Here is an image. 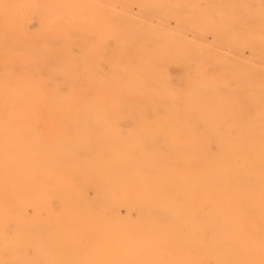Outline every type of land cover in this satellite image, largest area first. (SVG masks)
Masks as SVG:
<instances>
[{
  "label": "bare ground",
  "instance_id": "bare-ground-1",
  "mask_svg": "<svg viewBox=\"0 0 264 264\" xmlns=\"http://www.w3.org/2000/svg\"><path fill=\"white\" fill-rule=\"evenodd\" d=\"M225 45L264 63V0H0V132L38 129L0 135V264H264V81Z\"/></svg>",
  "mask_w": 264,
  "mask_h": 264
},
{
  "label": "rangeland",
  "instance_id": "rangeland-1",
  "mask_svg": "<svg viewBox=\"0 0 264 264\" xmlns=\"http://www.w3.org/2000/svg\"><path fill=\"white\" fill-rule=\"evenodd\" d=\"M121 8L119 7V8H117L116 9V11L118 10V13L116 12V11H114L113 13H114V15L115 16H117V17H120V21L122 20V21H125V18H127V16H129V17H131V18H133V19H136V21H139V22H141V23H149V25L152 27V29L153 30H155L157 33H159L163 28H164V26H167V27H169V29H171V30H175L176 28H177V26L173 23V22H170V23H168V24H161V22H159V20H153L151 23L150 22H147L146 20H144L142 17H141V12H140V10L138 9V8H134L133 10L131 9V10H129L130 12H128V13H126V11H123L122 9L120 10ZM138 9V10H137ZM123 11V12H122ZM139 13H138V12ZM122 13V14H121ZM126 13V14H125ZM121 14V15H120ZM133 14V15H132ZM120 15V16H119ZM125 16L124 18H122L123 16ZM133 16V17H132ZM138 19H140V20H138ZM141 20H143V21H141ZM145 21V22H144ZM28 26H29V32L31 33V34H36V33H38L39 31H40V26H39V20L37 19V18H33V19H31L30 21H28ZM172 26H174V27H172ZM160 34V33H159ZM186 42H187V46H188V50L189 51H191L190 52V55H192L193 54V52H194V54L192 55V56H198L199 54H200V48H201V46H200V43H199V41H197V39L195 38V36L193 35V33H187L186 35ZM190 37V38H189ZM190 39V40H189ZM210 39V40H209ZM192 40V41H191ZM210 41V42H209ZM213 44H215V41H214V39L212 38V36L211 35H209V37L207 38V40H206V42H205V45H207V46H212ZM226 47V48H225ZM226 49V50H225ZM237 49H239L237 52H234L235 50H237ZM230 50V51H229ZM223 51V52H222ZM226 51V52H225ZM229 52H231V53H229ZM234 53H236V54H234ZM196 54V55H195ZM215 54L217 55V57L221 60V61H225V62H232L236 67H239L240 65H245V66H248L249 67V75H250V78H251V82H255L256 80H257V78H258V76L262 79V81H264V63H259V64H257V65H253L252 64V59H253V57H252V55H251V51L248 49V48H236L235 46H228V45H225V46H223L222 48H220V49H217V50H215ZM249 54V55H248ZM248 55V56H247ZM259 67V68H258ZM261 67V68H260ZM260 80V79H259ZM3 117H11V116H14V115H10V114H5V115H2ZM47 117V116H46ZM53 128V127H52ZM51 127L50 128H48V129H50V131L49 132H52V130L55 128H53L52 129ZM32 130L31 131H33V132H37L38 131V129L36 130V128H34V130H33V128H31ZM52 129V130H51ZM8 130V131H7ZM43 130H45V129H39V132H41V131H43ZM30 131V129L29 130H27V131H23V132H21L22 134L24 133L26 136H29L30 135V137H31V134L30 133H32ZM53 131H55V130H53ZM9 132V133H8ZM16 134V135H18V133H19V136H20V132H18V133H16L15 131H12L10 128H7V129H4V133H6L5 135H7V136H12V135H14V133ZM27 132V133H26ZM56 132H59L58 130L56 131ZM1 133H3V132H0V135H1ZM3 133V134H4ZM47 132H45V131H43V132H41V134H40V136L41 137H44L45 135H48V134H46ZM53 133H55V132H53ZM45 134V135H44ZM50 134V133H49ZM57 134H59V133H57ZM43 135V136H42ZM55 198H57V199H55ZM53 199V200H52ZM52 200V201H51ZM51 200H50V208L52 209V212L54 213V214H56V216L57 215H59V216H61V214L63 213V211H64V209L62 208V201H60L61 199H58V197H52L51 198ZM34 206V207H33ZM37 207V209H36V207ZM33 209V210H32ZM32 210V211H31ZM29 213H28V215L30 214L31 216L30 217H32V218H30L31 220H36V219H39L41 216H42V214H43V212H42V210L40 211V207L38 206V205H31L30 206V208H29ZM35 211H36V214H35ZM42 212V213H40V212ZM125 213V211L124 210H122L121 211V214L122 215H125L124 214ZM38 214V215H37ZM41 214V215H40ZM37 216V217H34V216ZM28 217V216H27ZM26 217V218H27ZM34 217V218H33ZM29 219V218H28Z\"/></svg>",
  "mask_w": 264,
  "mask_h": 264
}]
</instances>
